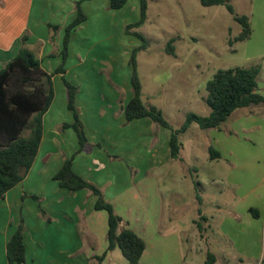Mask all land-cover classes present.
Here are the masks:
<instances>
[{
  "label": "rangeland",
  "instance_id": "1",
  "mask_svg": "<svg viewBox=\"0 0 264 264\" xmlns=\"http://www.w3.org/2000/svg\"><path fill=\"white\" fill-rule=\"evenodd\" d=\"M12 1L0 0L4 29L8 28L4 15L11 18L17 13ZM231 3L236 14L249 17L252 35L247 40L235 42L241 25L225 5L206 7L201 0H149L144 24L131 32L127 28L140 20L139 0H128L121 10L92 7L93 13L111 14L101 29L95 27L98 20L90 15V21L78 28L71 43L70 52L88 58L91 70H96L83 92L89 89L98 100L102 98L104 85L98 73L110 75L115 60L119 61L121 84L132 77L131 53L142 44L134 34L137 32L148 43L137 54L142 100L160 108L174 130L190 113L210 114L206 84L220 69L259 67L258 92L264 96V0ZM170 39H175V56L166 51ZM61 85L57 80L59 95ZM11 88L21 89L19 79ZM54 111L62 114L60 105ZM153 125L156 129L146 148L148 158L144 156L136 163L126 156L111 154L107 158L109 166L114 161L123 163L116 166L122 169L119 173L111 170L109 180H113L114 189L120 186L125 190L116 201L124 226L132 229L130 223L138 225L143 219L155 225L147 232V252L141 264H206L208 252L216 256L214 264H264V104L235 110L219 128L203 130L193 123L179 136L182 149L178 160L165 161L162 156L158 162L153 159L151 150L160 132L167 135V129ZM123 128L128 131L123 136L129 139L147 134L140 125ZM210 147L221 157L212 160ZM84 152L89 153L88 148ZM251 208L257 210L258 217Z\"/></svg>",
  "mask_w": 264,
  "mask_h": 264
},
{
  "label": "crops",
  "instance_id": "2",
  "mask_svg": "<svg viewBox=\"0 0 264 264\" xmlns=\"http://www.w3.org/2000/svg\"><path fill=\"white\" fill-rule=\"evenodd\" d=\"M78 1H12L14 7L16 6L17 13L14 12V16L11 18L4 15L8 28L4 29L0 22V69L18 54L23 46L22 38L27 35V47L33 52L35 51L41 59L42 68L48 74H53L62 63L61 51L65 28L77 16L75 4ZM89 1H85L81 5L87 20L78 28L90 21V15H92V20H98L95 22V27L105 28L104 24L111 11L107 14H99L93 13L91 8L102 5V7L111 10L110 2L108 0ZM50 26L59 27V29L53 31ZM77 30L71 34L65 70L67 79L71 75L72 77L75 75L74 80H68L79 88L76 107L84 123L89 142L87 147L89 153L80 152L75 156L73 169L101 191L103 190L105 199L111 202L118 212L116 201L120 195H125V190L120 186L116 189L113 188L114 183L113 180H109V173L112 169L115 173H119L122 169L116 168V166L123 163L114 161L109 166L107 158L111 154L115 157L126 156L134 163L143 160L144 156L148 158L149 150L146 148L153 139L155 127L150 119H138L127 123L124 106L132 96L131 78L126 80L124 85L121 84L117 70L120 65L117 60L113 61L111 73L106 75V78L98 73V79L104 85L102 98L98 100V97L90 94L89 89L88 92H83L88 87L85 85L90 84L87 80L92 78L91 75L95 74L96 70H91L88 58L86 59L82 55L78 56L72 50L70 52V46L76 39ZM59 79L62 82L60 95L59 92H56V83ZM109 81L113 86L109 85ZM53 83L55 98L44 115L43 139L35 162L23 182L11 189L4 199H0V264H9L7 244L18 229L22 218L25 226V264H128L118 248L110 251L105 259L99 262L97 257L102 256L108 248L107 213L95 211L96 197L89 190L73 193L61 188L59 183L54 180L64 159L76 153L80 145L74 130L61 128L64 123H73L74 121L73 113L68 108L67 91L62 74H56L53 77ZM79 85H82V89ZM57 105H60L62 114L54 111ZM139 125L140 130L147 131L145 136L142 134L140 137L143 140L135 138L136 135L132 139L123 136L125 132H128L124 130V126L139 127ZM156 131L160 132L159 129ZM161 132L156 146L151 150L153 159H156L157 162L161 156L165 161L171 160L169 148L171 131L167 129V135L163 132L161 134ZM96 145H100V147H94ZM124 171L126 170L124 169ZM127 187L128 184L125 185V188ZM120 190L123 191L120 192ZM25 195L26 198L23 199ZM147 211L149 210L147 209ZM147 223L148 221L143 219L142 223L138 225L130 223V227L148 245L147 232L153 230L155 225L151 223L147 225ZM154 245L156 244L150 245L151 254ZM146 252L147 248L141 262L146 256Z\"/></svg>",
  "mask_w": 264,
  "mask_h": 264
},
{
  "label": "trees",
  "instance_id": "3",
  "mask_svg": "<svg viewBox=\"0 0 264 264\" xmlns=\"http://www.w3.org/2000/svg\"><path fill=\"white\" fill-rule=\"evenodd\" d=\"M112 10H119L126 6L128 0H108ZM232 0H201L203 6L225 5L233 15L234 20L241 25V32L235 37V42L247 40L252 35L251 22L248 16L238 15L235 12ZM149 0H139L140 20L127 28L131 32L144 24L147 17ZM82 1L76 2L77 16L65 28L62 63L53 74H48L42 68V61L26 45L27 35L22 39L23 46L18 54L0 69V199L16 187L28 175L38 155L44 132L43 119L55 98L53 77L62 74L67 91L68 108L74 116L73 123H64L62 129L73 127L80 148L71 157L64 159L61 169L54 176V180L61 188L73 193L89 190L95 197V211H104L108 216L107 251L100 257L102 262L110 251L118 248L128 264H141V259L147 248L146 241L134 230L124 226L123 218L116 212L114 205L107 201L102 191L90 183L73 169V160L76 154L87 149L88 138L80 119V112L76 107V98L79 93L78 86L66 78L65 64L69 55L71 34L87 20L82 9ZM53 31L59 27L50 26ZM142 40L139 48L131 53L129 64L132 67L131 91L132 96L124 106L127 123L138 119H150L153 123L171 131L169 139L170 156L172 160L180 158L182 143L180 134L186 132L193 123L203 130L219 128L225 123L233 112L240 108L264 104V96L258 92L259 67H234L227 70H218L213 78L206 84V103L211 109L208 116H199L190 113L185 123L174 130L165 118L162 110L154 104L146 105L142 100L143 85L137 69V54L146 49L148 43L144 36L134 32ZM175 39H170L166 51L175 56ZM230 44L233 42L230 41ZM19 79L21 89L13 91L11 86L14 80ZM212 160L221 157L213 147L209 148ZM26 198V195L23 199ZM38 199L37 197H33ZM251 212L258 217L257 210ZM199 229L202 227L199 226ZM203 230V229H202ZM24 219L7 244V260L9 264H25L26 246L24 243ZM216 256L208 252L206 264H214Z\"/></svg>",
  "mask_w": 264,
  "mask_h": 264
}]
</instances>
